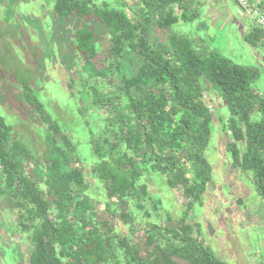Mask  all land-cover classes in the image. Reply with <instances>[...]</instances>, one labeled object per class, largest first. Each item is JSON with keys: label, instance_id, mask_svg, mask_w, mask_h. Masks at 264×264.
Returning <instances> with one entry per match:
<instances>
[{"label": "trees", "instance_id": "obj_1", "mask_svg": "<svg viewBox=\"0 0 264 264\" xmlns=\"http://www.w3.org/2000/svg\"><path fill=\"white\" fill-rule=\"evenodd\" d=\"M7 1L13 2L0 3ZM140 1V10L123 11L98 0H55L53 18L77 23L69 48L76 66L68 89L72 101L80 103L73 111L79 124L73 126L76 135L66 130L37 89L18 75L29 120L46 144L39 163L4 116L0 73V199L18 209L21 234L32 246L29 264H119L117 255L120 264H175L176 259L227 264L193 239V226L185 224L178 229L151 225L144 238L156 251L141 255V242L131 245L115 234L107 200L135 201L143 209L144 171L166 176L171 187L181 185L190 205L201 198L212 171L205 152L213 116L205 90L219 97L227 111L231 168L252 174L264 202V98L253 89L259 72L217 51H199L183 36L171 34L160 43L154 29L164 33L181 21L194 22L198 14L189 13L184 0ZM175 6L183 8L180 16ZM94 22L102 25L101 35ZM245 41L253 48L264 46V33L255 28ZM124 63L132 65L130 75ZM110 87L116 91L109 92ZM256 110L261 118L253 122ZM27 163L43 168L47 193L26 172ZM85 169L107 194L105 208L87 193Z\"/></svg>", "mask_w": 264, "mask_h": 264}, {"label": "rangeland", "instance_id": "obj_2", "mask_svg": "<svg viewBox=\"0 0 264 264\" xmlns=\"http://www.w3.org/2000/svg\"><path fill=\"white\" fill-rule=\"evenodd\" d=\"M98 1L108 2L112 7L123 11H127L126 7L142 8L140 0ZM252 1L264 7V0ZM11 2L0 3L3 113L13 125L16 138L33 149L36 153L35 162L39 163L46 152V144L42 132L29 120V110L23 104L22 88L17 77L21 75L36 88L43 96L47 110L62 122L66 130L70 129L76 135L73 126L79 123L73 111L75 105L79 107L80 103L76 98L73 101L70 98L68 84L69 74L74 72L76 66V59L72 57L69 48L77 23L75 18L63 22L53 18L51 13L55 0ZM184 2L189 13L198 14L195 21L188 24L181 21L170 32L161 34L154 29L153 35L160 39V43H167L171 34L189 38L199 51H217L235 65L257 70L259 79L253 89L264 98V46L253 48L245 41V36L256 27L246 17L239 2ZM174 10L180 16L183 8L175 6ZM94 23L96 32L101 35L102 25ZM105 42V38L102 39L101 45L105 46ZM124 64L125 74L130 75L132 65ZM134 66L132 70L138 64ZM108 91L112 93L116 89L110 87ZM204 102L213 116L210 145L205 152L212 171L211 181L201 198L190 205V200L183 196L181 185L171 187L166 176L144 171L143 183L147 188V195L140 202L143 209L137 208L135 201L133 205L132 201L124 203L115 198L107 199L110 209L114 210L110 219L114 224L115 234L131 245L141 242L144 248L141 255L149 256L156 251L154 247L147 246L144 238V233L151 229V225L156 224L164 229H178L182 224L192 225L193 239L209 247L225 263L264 264V202L253 184L252 174L230 166L231 157L226 146L231 139L225 129L228 114L223 102L207 90L204 92ZM84 117L87 119V113ZM260 118L256 110L251 121L256 122ZM90 129H94L92 124ZM87 131L90 132L89 128ZM74 144H77L75 140ZM25 169L47 193L43 168H35L27 163ZM85 174L89 182L87 193L94 199L96 206L105 208L103 197L106 198L107 194L100 185L90 180L88 169H85ZM193 176L192 174L191 177ZM46 198L52 200L50 196ZM17 218L18 209L5 197L1 198L0 264H29L32 246L22 236L23 231ZM115 251L119 252L118 249ZM117 256L119 264L122 263L123 259H120V255ZM175 264L186 262L176 259Z\"/></svg>", "mask_w": 264, "mask_h": 264}, {"label": "built area", "instance_id": "obj_3", "mask_svg": "<svg viewBox=\"0 0 264 264\" xmlns=\"http://www.w3.org/2000/svg\"><path fill=\"white\" fill-rule=\"evenodd\" d=\"M246 17L251 19L256 28L264 33V7L250 0H237Z\"/></svg>", "mask_w": 264, "mask_h": 264}]
</instances>
